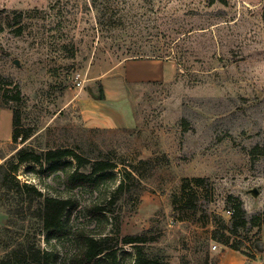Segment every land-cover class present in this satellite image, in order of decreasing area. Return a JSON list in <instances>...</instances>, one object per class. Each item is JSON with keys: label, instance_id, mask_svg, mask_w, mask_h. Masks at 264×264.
Returning a JSON list of instances; mask_svg holds the SVG:
<instances>
[{"label": "rangeland", "instance_id": "obj_1", "mask_svg": "<svg viewBox=\"0 0 264 264\" xmlns=\"http://www.w3.org/2000/svg\"><path fill=\"white\" fill-rule=\"evenodd\" d=\"M15 109L33 131L25 143L12 139ZM23 146L116 168L69 190L62 172L22 164V184L72 205L53 237L9 214L4 194L0 264L28 248L73 264L85 236L111 237L119 264L139 251L157 264H264V224L231 239L250 257L212 238L237 201L249 219L264 213V0H0V165Z\"/></svg>", "mask_w": 264, "mask_h": 264}, {"label": "trees", "instance_id": "obj_2", "mask_svg": "<svg viewBox=\"0 0 264 264\" xmlns=\"http://www.w3.org/2000/svg\"><path fill=\"white\" fill-rule=\"evenodd\" d=\"M6 96V93H5ZM101 98H104V91L101 88ZM15 102L20 101V91L12 97ZM8 103V102H7ZM21 123V115L17 109L13 111V135L12 139L15 143L27 142L32 136L31 129L18 130ZM72 159V161H69ZM76 165L73 166V162ZM35 163L41 167L46 174L54 172H62L65 184L69 190L82 189V188H96L97 185L104 179L112 177L113 174L109 170L116 168V165L111 163L110 160L100 159L98 161H90L88 158L78 154L71 148L60 147L56 149H47L43 151H35L28 146L20 147L15 156L6 160L0 165V200L3 195L12 196L16 201L13 208H9V214H13L15 209L21 210L25 214H31L33 218L41 221L43 229L48 231L50 236L60 237L65 227L66 213L71 208L72 201L64 199L59 196L44 195L41 190L31 187L28 183H21L17 178L16 173L24 163ZM90 166V167H89ZM73 167V168H71ZM86 168H88L86 171ZM126 178H123L117 188L116 192H122L125 187ZM195 182H202L203 179L195 178ZM230 210V209H229ZM231 221L229 224L222 222L219 228L213 232V239L218 240L221 244L229 249L241 253L244 256L250 257L245 241L240 239L231 240L232 237H239L240 230L247 228H257V234L260 232L261 226L264 224V213L255 215L251 219L247 217L246 210L242 202L237 201L234 207L231 208ZM90 215L96 213L106 212L105 207H97L96 205L90 206L87 209ZM111 237H95L85 236L78 252L71 258L73 264H119L117 260V249L110 244ZM125 244L141 243L139 236H128L123 239ZM51 252L41 249H27L24 257L19 259L9 257L8 261L3 264H53L51 261ZM131 264H157L152 259L143 258L141 251L137 253L135 259Z\"/></svg>", "mask_w": 264, "mask_h": 264}, {"label": "built area", "instance_id": "obj_3", "mask_svg": "<svg viewBox=\"0 0 264 264\" xmlns=\"http://www.w3.org/2000/svg\"><path fill=\"white\" fill-rule=\"evenodd\" d=\"M227 213H228V215H231V214H232V210H231V209L228 210ZM215 248H216V247H215Z\"/></svg>", "mask_w": 264, "mask_h": 264}]
</instances>
